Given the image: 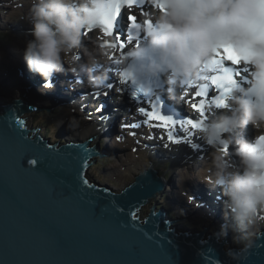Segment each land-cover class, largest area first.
I'll use <instances>...</instances> for the list:
<instances>
[{"label": "clouds", "instance_id": "9594fccd", "mask_svg": "<svg viewBox=\"0 0 264 264\" xmlns=\"http://www.w3.org/2000/svg\"><path fill=\"white\" fill-rule=\"evenodd\" d=\"M152 3L154 10L135 27L136 32L144 34V39L116 57L121 80H133L139 89L150 91L163 75L166 92L182 100L185 92L180 90L185 86H204L208 81L218 51L232 47L248 52V58L242 60L250 73L246 86H241L233 77L226 80L223 105L210 106L209 115L197 123L196 132L213 149L204 169V182L213 190L219 189L223 197V222L215 228L216 235L223 242L229 232L234 239L240 234L258 232L264 224V3L260 0H152ZM160 3L164 5L163 10ZM109 8L108 0H30L24 20L32 25L27 33L31 38L26 39L24 49L17 50L15 42L13 46L8 45L11 39L5 32L0 35V51L12 54L8 71H4L5 62H0V107L11 105V101L23 102L35 109L44 107L38 93L36 101L23 96V90L33 89H23V83H19L22 58L27 70L42 79L38 89L41 94H44L42 88L53 89L54 74L65 72L72 73L77 82L82 81L89 88H103L108 78L106 68L113 62L109 52L114 49L101 47L96 42L85 46L83 41L85 30L99 29ZM145 21H150L151 26ZM17 52L22 57L15 58ZM71 101L74 102L72 98ZM30 113L29 117L23 113L18 118L24 120L26 132L40 129V123L46 119L38 115L40 112ZM46 115L51 120L55 118ZM248 125L256 130L252 139L243 135ZM40 133L39 139L46 140L47 144L46 135ZM93 144L96 153L102 151L100 144L93 141L85 149L93 148ZM226 146H232L231 155L238 157V163L230 159ZM102 166L101 159H96L85 168L83 179L88 181V187L99 188ZM117 172L113 175L117 176ZM110 175L104 180L114 182ZM148 201L140 206L146 211L137 214L139 223L149 216V209L153 207ZM159 210L162 211L161 207L153 208L152 214ZM198 221L194 218L183 223L189 228L187 231L180 226L175 230L174 225L167 229H173V236H178L177 231L193 236L212 224L199 221L196 225ZM229 236L230 240L223 244L224 253L242 264L252 244L240 245L239 249L238 243Z\"/></svg>", "mask_w": 264, "mask_h": 264}, {"label": "water", "instance_id": "95a60500", "mask_svg": "<svg viewBox=\"0 0 264 264\" xmlns=\"http://www.w3.org/2000/svg\"><path fill=\"white\" fill-rule=\"evenodd\" d=\"M11 103L0 107V264H237L221 250L228 235L222 244L217 232L202 239L209 228L173 236L161 210L137 222L132 211L163 188L154 172L121 195L88 187L83 171L102 151L73 145L55 152L18 120L48 110ZM242 264H264V239Z\"/></svg>", "mask_w": 264, "mask_h": 264}, {"label": "snow or ice", "instance_id": "6c2138e0", "mask_svg": "<svg viewBox=\"0 0 264 264\" xmlns=\"http://www.w3.org/2000/svg\"><path fill=\"white\" fill-rule=\"evenodd\" d=\"M261 3H264V0H260ZM110 8L106 15L101 20L99 30L102 33L103 37H113L114 42H110L109 40L105 39L104 42L101 44V47L110 46L113 49L119 48L121 51L124 48L125 40L122 38L121 33L117 30L116 25L119 19L124 14L125 9H131L132 6L135 4V0H108ZM126 6V8H125ZM161 10H163V3L159 4ZM128 21L130 22V26L135 28L137 23V17L133 14H129L127 17ZM147 26H151L150 21H145ZM87 35H91V32H88ZM129 42L131 41V37L128 38ZM248 58V52L245 49L240 48H232V47H225L223 50L218 51L214 60L212 61V75L209 77L208 82L214 86L216 90H220V95L217 96L215 99L210 101V104L215 105L217 107H221L223 105V94H224V82L230 79L233 76V73L228 67H225V61H228L233 66H240L243 67L242 60H246ZM110 59L113 61L114 64H118L119 62L115 59L114 56L110 55ZM235 75H239V73H235ZM191 89V99L188 102L191 104L193 111L198 113L200 117H205L206 113L204 110L205 107V94L208 89V85L205 84L204 86H188ZM189 93H185V96H188ZM183 97L182 100H184ZM139 113L142 114L144 119V124L150 127H160L163 129H167V139L171 143H180V139L176 137L174 131L172 130L176 126H179L181 129L185 127H189L191 129L197 128V122L194 119H187L184 121H174L171 117H165L160 114L159 106L153 104L151 106V110L148 111L145 108L141 107L138 109ZM152 121L159 122L158 124H152ZM131 128H138L141 125L138 123H133L131 125H126ZM188 134V133H186ZM151 139V137H149ZM85 184L88 183L87 180L83 181Z\"/></svg>", "mask_w": 264, "mask_h": 264}, {"label": "bare ground", "instance_id": "6f19581e", "mask_svg": "<svg viewBox=\"0 0 264 264\" xmlns=\"http://www.w3.org/2000/svg\"><path fill=\"white\" fill-rule=\"evenodd\" d=\"M13 1H16V0H13ZM25 5L28 6V0H25ZM1 11H3L4 7H0ZM13 13L12 12H9L8 15H12ZM26 12L22 15V18H18V21H19V26L20 27H25L26 25L30 24L28 23L27 21L24 20V16H25ZM2 18V16H1ZM15 19V18H14ZM18 24V23H17ZM0 26H9V22L8 21H0ZM16 32V30H15ZM23 36V35H22ZM21 37V36H20ZM126 47V45H124V48ZM12 55V54H11ZM11 55L8 54L7 52H2L0 51V62H5V63H11L12 60H11ZM237 72V71H236ZM162 81H164V78H162ZM71 85L69 84V87L68 88H73L72 86L70 87ZM159 91H162L161 87L159 86L158 83L155 84V86L153 87ZM125 92L127 93V95L130 97H132L133 95V90L130 88V87H125ZM104 94H106L107 92L106 91H103ZM23 96L25 99L27 100H30L32 97L33 99L36 101L38 99V96H37V92L35 90H23ZM110 97H112L111 95L108 96V98L110 99ZM139 102H142V101H139ZM136 103H132L130 106H134ZM109 117L112 121L115 122V119L112 118V116L109 114ZM119 116H117V120H118ZM107 124H105L104 126H106ZM94 124H90L89 126L85 127L84 129H75L73 127V123L72 121H70L69 123H67L65 126H64V130L66 132H69V135L71 136V141H80V140H83L85 138V135L86 134H91V135H98V132L94 129ZM103 126V127H104ZM50 127L48 126H45L44 127V130L45 132L53 139H61L67 143H69L70 141L68 139H63V137H59V135H57V133H52L54 131H50L49 129ZM110 131L111 133H113V126L110 128ZM75 134H78L77 136ZM243 135L244 137L247 139V134H246V129L243 130ZM125 137V138H124ZM195 139H197L195 137ZM96 139H94L93 143L95 142ZM130 140V138H128L127 135H124L122 137H119V142L120 143H124V141H128ZM126 143V142H125ZM91 145V144H89ZM203 148H207L209 145H206V143H203L202 144ZM180 150H185V147H182V148H179V151ZM101 151H99L100 153ZM141 154V152L139 153ZM165 156L167 157V161L170 162V167L167 169V174L171 176V181H172V171H173V168L175 166H180V169H181V176L179 175H175L173 181H177L178 178L182 177L183 179H187L189 177V170L191 169L190 165L188 164V161H186L185 163H183L182 165H180L181 163V158L178 157V156H174V153L173 152H165ZM141 155H131L130 158L128 157H125V158H118L117 155H114L112 152H111V160L114 161V163H112L108 168L110 171H113L115 172L117 170V167L118 166H124L125 169H127V173H125L124 175L118 171L116 173L117 177L120 178V179H123V180H127V179H132L136 173L142 171L145 169L146 166H144V160L143 159H140ZM101 161H104L105 162V159L104 158H100ZM201 164V163H200ZM164 165H165V162L163 164V169H164ZM202 166V165H201ZM142 175V174H141ZM168 182V181H167ZM196 186V184L192 183V188L194 189V187ZM166 187L169 188V185L166 184ZM171 193L169 194L170 197H172V200L174 202H177L179 201V198L178 196L176 195V191L177 189L175 188L174 185H171ZM167 191V189H166ZM163 203H165L166 207L168 208V210H170L172 208V206L170 205L169 202H166V201H163ZM198 205V203H195ZM177 208H178V211L179 210H182L184 209L182 206L180 205H177ZM205 213V211L201 212V214L199 215H193V218H201V216ZM173 222V221H171ZM173 225L175 226V230H176V223H173ZM220 225H218L217 227L219 228ZM261 230H264V227L261 229ZM209 233L208 234H203L202 238L205 239L207 238L208 236L209 237H214V234H215V230H211V229H208L207 230ZM183 235V233H179L177 231V235ZM232 236H233V233H231ZM229 236V233L227 234ZM253 238V236H251ZM216 243L217 244H222L223 242L220 240L222 238H219L217 235H216ZM225 238V237H223ZM228 239L230 240V236L228 237ZM238 239L237 240V243L239 245V249H240V245H241V242H249V240H246V239H240V238H236ZM221 250L224 251V246L221 247Z\"/></svg>", "mask_w": 264, "mask_h": 264}, {"label": "rangeland", "instance_id": "374dc122", "mask_svg": "<svg viewBox=\"0 0 264 264\" xmlns=\"http://www.w3.org/2000/svg\"><path fill=\"white\" fill-rule=\"evenodd\" d=\"M1 16H2V18H1ZM5 16H6V8H5V10L3 9V11H1V9H0V21H6V18H5ZM4 26H0V35L1 34H5L4 33ZM8 45H10V46H13L14 45V42L13 41H11V40H9V44ZM8 48V47H7ZM10 90H11V88H10ZM31 113H24V116H28L29 117V115H30ZM39 116H41V117H46L47 118V115H46V113H40V114H38ZM23 116V117H24ZM52 121H54V120H51L49 123H54V124H56V126L58 127V129L60 128V125L58 124V123H55V122H52ZM28 122H29V124L31 125V122H30V119L28 118ZM48 135V134H47ZM59 137H62L61 135H59ZM142 159H144L145 160V162H144V166H146V167H149V166H151V163L148 161V159L146 158V155L145 154H143L142 153ZM125 173H127V169H125V167H124V169H123V175L125 174ZM102 176H103V178H104V176H105V173H100ZM110 177H111V179L113 180V181H115L116 179H118V178H116V179H114V175H110ZM100 179H102V177L100 178ZM103 180V179H102ZM122 181H124L123 179H121V181H120V183L122 182ZM134 181V179H128V184H132V182ZM116 182V181H115ZM181 206H184V207H186V210H185V213H186V215L187 216H189V215H191L193 212L190 210V208L184 203V202H182L181 203ZM201 211H199V213H200ZM142 213H143V211H142ZM172 216H174V217H178L179 219H181L182 220V218H186L185 216H183V215H175L174 213H172ZM196 225H199V221L197 222V224Z\"/></svg>", "mask_w": 264, "mask_h": 264}]
</instances>
